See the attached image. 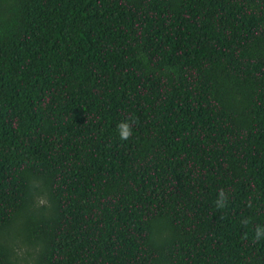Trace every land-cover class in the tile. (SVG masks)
Wrapping results in <instances>:
<instances>
[{
  "label": "trees",
  "instance_id": "16d2710c",
  "mask_svg": "<svg viewBox=\"0 0 264 264\" xmlns=\"http://www.w3.org/2000/svg\"><path fill=\"white\" fill-rule=\"evenodd\" d=\"M257 228L264 0H0V264H264Z\"/></svg>",
  "mask_w": 264,
  "mask_h": 264
},
{
  "label": "clouds",
  "instance_id": "9594fccd",
  "mask_svg": "<svg viewBox=\"0 0 264 264\" xmlns=\"http://www.w3.org/2000/svg\"><path fill=\"white\" fill-rule=\"evenodd\" d=\"M118 132H119V138L123 141L128 140L132 136V126L128 123L127 120L124 122H121L117 125ZM226 199L227 197L225 196V193L223 190H220L218 193V200H217V207H224L226 204ZM40 203H44L43 200L40 201ZM247 223V221H244ZM264 235V230L257 228L256 229V235H255V240L259 241Z\"/></svg>",
  "mask_w": 264,
  "mask_h": 264
}]
</instances>
